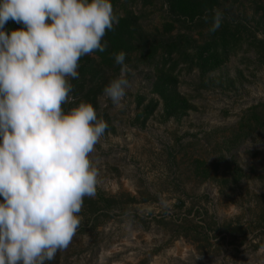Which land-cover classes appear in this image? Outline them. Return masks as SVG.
<instances>
[{
  "label": "rangeland",
  "instance_id": "374dc122",
  "mask_svg": "<svg viewBox=\"0 0 264 264\" xmlns=\"http://www.w3.org/2000/svg\"><path fill=\"white\" fill-rule=\"evenodd\" d=\"M111 3L108 46L80 59L62 105L91 103L108 125L90 156L96 194L51 264H264V0H183L193 16ZM221 39L226 59L201 71L195 50ZM121 51L130 87L115 108L101 97Z\"/></svg>",
  "mask_w": 264,
  "mask_h": 264
},
{
  "label": "clouds",
  "instance_id": "9594fccd",
  "mask_svg": "<svg viewBox=\"0 0 264 264\" xmlns=\"http://www.w3.org/2000/svg\"><path fill=\"white\" fill-rule=\"evenodd\" d=\"M119 19L111 0H0V264H51L96 194L90 156L108 125L91 103L62 105L75 103L80 59L106 50ZM10 20L22 27L6 31ZM222 20L214 9L208 31ZM125 58L114 55L120 74L102 90L115 108L130 87Z\"/></svg>",
  "mask_w": 264,
  "mask_h": 264
},
{
  "label": "trees",
  "instance_id": "16d2710c",
  "mask_svg": "<svg viewBox=\"0 0 264 264\" xmlns=\"http://www.w3.org/2000/svg\"><path fill=\"white\" fill-rule=\"evenodd\" d=\"M168 3L169 8L172 9V11L179 12L181 14H189V16L194 15L195 8H190L185 3H183V0H166ZM13 26L11 23L8 25H5V30H13ZM174 46H177L175 44ZM227 45L224 41V39L221 40H214L210 43L201 46L198 50H195L196 55V61L197 66L201 71L211 70L216 68L217 66L221 65L224 60L226 59L228 49ZM159 73H163L161 70ZM172 108V107H168ZM263 222V221H262ZM261 227H264V222L261 223Z\"/></svg>",
  "mask_w": 264,
  "mask_h": 264
}]
</instances>
